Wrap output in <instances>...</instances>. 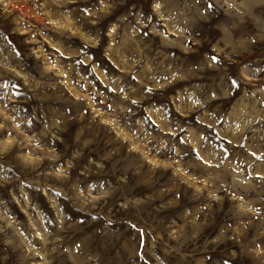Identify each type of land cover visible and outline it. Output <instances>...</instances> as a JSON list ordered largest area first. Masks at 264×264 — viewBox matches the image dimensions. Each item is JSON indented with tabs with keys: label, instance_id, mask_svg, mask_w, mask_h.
Returning <instances> with one entry per match:
<instances>
[{
	"label": "rangeland",
	"instance_id": "rangeland-1",
	"mask_svg": "<svg viewBox=\"0 0 264 264\" xmlns=\"http://www.w3.org/2000/svg\"><path fill=\"white\" fill-rule=\"evenodd\" d=\"M0 264H264V0H0Z\"/></svg>",
	"mask_w": 264,
	"mask_h": 264
},
{
	"label": "snow or ice",
	"instance_id": "snow-or-ice-1",
	"mask_svg": "<svg viewBox=\"0 0 264 264\" xmlns=\"http://www.w3.org/2000/svg\"><path fill=\"white\" fill-rule=\"evenodd\" d=\"M212 59H213V60H216V59H217V57L213 56V57H212ZM230 83H231V84H235V83H236V81H234V80H233V81H231Z\"/></svg>",
	"mask_w": 264,
	"mask_h": 264
}]
</instances>
